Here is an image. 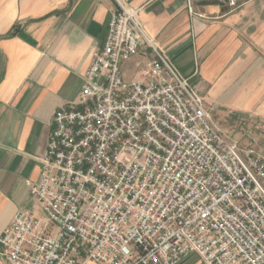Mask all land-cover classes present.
<instances>
[{"label":"built area","instance_id":"1","mask_svg":"<svg viewBox=\"0 0 264 264\" xmlns=\"http://www.w3.org/2000/svg\"><path fill=\"white\" fill-rule=\"evenodd\" d=\"M248 1L187 6L205 19L196 2ZM136 14L119 4L77 102L55 111L38 181H25L45 219L15 213L4 264H264V151L220 131ZM142 43L154 58L126 82Z\"/></svg>","mask_w":264,"mask_h":264},{"label":"crops","instance_id":"2","mask_svg":"<svg viewBox=\"0 0 264 264\" xmlns=\"http://www.w3.org/2000/svg\"><path fill=\"white\" fill-rule=\"evenodd\" d=\"M119 4L137 11L146 37L188 80L210 117L233 114L238 130L231 141L264 151V0L235 10L196 2L194 12L205 19L189 14L187 0H0V235L19 211L43 222L25 181H38L53 115L77 102ZM153 58L142 43L121 64L123 79L136 80ZM185 264L204 263L192 255Z\"/></svg>","mask_w":264,"mask_h":264},{"label":"rangeland","instance_id":"3","mask_svg":"<svg viewBox=\"0 0 264 264\" xmlns=\"http://www.w3.org/2000/svg\"><path fill=\"white\" fill-rule=\"evenodd\" d=\"M136 76H137V74H136ZM136 76L134 75L133 80L136 78ZM210 114H211V117H210L211 120L213 119V120H215V122H219V127L218 128L220 129V131L223 134H225L227 138H229L230 140L231 139L233 140V138H235L236 134H237L236 130H238L236 128L234 129V126H233V123H232V119L231 118H233V114H227L226 113L225 114V118L223 120H219L217 118V114H214L213 112H210ZM44 219H45V217H44ZM44 219H42V220H44Z\"/></svg>","mask_w":264,"mask_h":264}]
</instances>
